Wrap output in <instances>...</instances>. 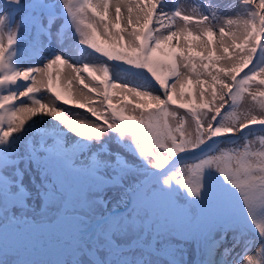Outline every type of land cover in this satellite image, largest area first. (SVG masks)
<instances>
[{
    "label": "snow or ice",
    "instance_id": "snow-or-ice-1",
    "mask_svg": "<svg viewBox=\"0 0 264 264\" xmlns=\"http://www.w3.org/2000/svg\"><path fill=\"white\" fill-rule=\"evenodd\" d=\"M257 130L264 0H0V264H264Z\"/></svg>",
    "mask_w": 264,
    "mask_h": 264
},
{
    "label": "bare ground",
    "instance_id": "bare-ground-1",
    "mask_svg": "<svg viewBox=\"0 0 264 264\" xmlns=\"http://www.w3.org/2000/svg\"><path fill=\"white\" fill-rule=\"evenodd\" d=\"M22 2H26V0H23ZM168 4L171 6H181L183 8H185L186 10H193V9H197L200 10V6L203 5V3H205V0H167ZM213 2H215V0H213ZM31 39V37L29 38ZM69 43V41H65V44L67 45ZM53 46L56 47L55 45V41H53ZM60 48L57 47V51H59ZM69 51L71 52L72 56L78 60L81 61L82 63H89V64H95L97 63V61L94 59V55H90L89 53L91 52L90 49L84 48V47H73V48H69ZM36 55L37 53L30 47L25 46L18 54L17 59L18 60H22L23 64H28V63H41L42 61L39 59H36ZM44 55H47V53H44ZM82 63L78 64V66L82 67ZM70 70L67 69V67L65 66L62 73H61V83H63L65 81L66 75ZM120 72L121 74H124L123 72L120 71V69H113V73L114 72ZM86 76V74H84ZM129 79H131V77H129ZM135 82H139V81H135ZM74 89L76 87H82V86H78V85H74L73 86ZM86 91V90H85ZM45 95H47V93H44ZM79 94V93H77ZM94 100L95 95H93ZM60 103V102H58ZM60 106L62 108L67 107L70 109L74 110V114L75 111H78L82 114V111H84V109H81L79 107L76 106H65L62 103L60 104ZM49 123H55V122H51L49 121ZM72 219V218H71Z\"/></svg>",
    "mask_w": 264,
    "mask_h": 264
},
{
    "label": "rangeland",
    "instance_id": "rangeland-1",
    "mask_svg": "<svg viewBox=\"0 0 264 264\" xmlns=\"http://www.w3.org/2000/svg\"><path fill=\"white\" fill-rule=\"evenodd\" d=\"M23 1V0H22ZM21 35L23 36L24 35V32H23V29H21ZM30 38V37H29ZM110 64L112 63V62H109ZM121 72H122V70H120ZM45 95V94H44ZM95 101L98 103L99 102V99H101V98H99V97H96L95 96ZM94 99V98H93ZM114 103H115V100H114ZM68 115H69V118H71V119H83V120H93L94 118L93 117H91V115H90V113L89 112H87V110L86 109H84V111H82V114L80 113V112H78V111H75V114H74V110L73 109H70V108H68ZM257 127V129H259V126H256ZM261 136H264V133H262V132H260L259 130H257V132L255 133V135H253V136H250L249 137V140H252V141H255V147H259V137H261ZM110 148L112 149V150H116V148H117V145L116 144H110ZM71 216H69L67 219H68V221H69V223L71 222ZM250 235H251V233H250ZM227 246H230V238L228 239V243H227ZM237 251H239V249H237ZM252 252H255V248H253V250H252ZM251 254V253H250ZM233 255H234V253H233ZM46 258H48V259H52V260H55V259H57L58 258V254L57 253H55V252H52L49 256H47ZM229 259H231V257H229Z\"/></svg>",
    "mask_w": 264,
    "mask_h": 264
}]
</instances>
